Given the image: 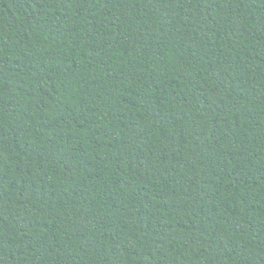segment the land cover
<instances>
[{
  "label": "trees",
  "instance_id": "trees-1",
  "mask_svg": "<svg viewBox=\"0 0 264 264\" xmlns=\"http://www.w3.org/2000/svg\"><path fill=\"white\" fill-rule=\"evenodd\" d=\"M0 264H264V0H0Z\"/></svg>",
  "mask_w": 264,
  "mask_h": 264
}]
</instances>
